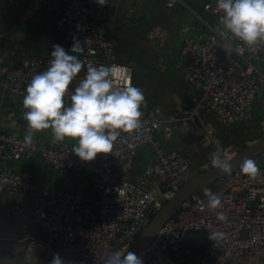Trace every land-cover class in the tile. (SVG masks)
<instances>
[{
  "label": "built area",
  "instance_id": "1",
  "mask_svg": "<svg viewBox=\"0 0 264 264\" xmlns=\"http://www.w3.org/2000/svg\"><path fill=\"white\" fill-rule=\"evenodd\" d=\"M175 1L165 3L170 6ZM205 8L218 19L224 15L217 0L205 4ZM58 12L54 26L67 42L66 49L71 52L73 42L79 40L80 46L72 54L84 61L66 92V106L89 65L108 68L116 87H126L129 82L133 86L134 65L113 56L115 44L105 17L107 5L100 6L96 0H60ZM195 14L202 29L192 33L189 26L182 28L180 46L183 78L195 92L180 100L176 113L167 114L159 105L144 104L140 108V126L131 132L118 130L120 134L112 150L97 154L92 161L76 156L72 152L75 145L66 140L42 142L34 136L33 143L26 145L24 137L0 131L2 160L40 154L44 162L61 171L83 169L91 173L93 200L82 198L69 188L41 185L27 169L0 168V192L38 193L32 221L43 228L46 236H23L25 245L20 257L24 262L37 264L42 256L50 264L53 254L59 253L65 264H104L111 250L122 253L134 240L144 218L160 208L163 199L177 189L179 179L208 165L204 162L199 169L195 167L191 150L162 148L156 133L161 131L169 136L172 122L186 125L198 117L199 108L210 110L222 123L240 122L249 116L253 101L264 88V41L249 48L232 37L227 42L234 50L226 52L213 31L216 26L212 20L202 12ZM167 35L163 24L154 23L145 36L152 43H162ZM50 53L26 54L13 64L7 60V51L1 50L3 86L15 93L22 92L35 75L50 66ZM260 124L264 129V116ZM207 134L211 136L210 126ZM144 143L153 146V157L144 167L145 178L132 181L127 175L138 145ZM235 150L236 146L227 144L218 146L216 152L227 157ZM239 165L230 174H224L220 183L209 184L180 203L154 238L137 252L142 254L144 264H264V162H257L261 174L255 178L243 174ZM206 191L221 195L220 208L208 207ZM217 212L226 213L228 222L218 221ZM191 230L205 233L204 252L197 262L176 261L173 254L188 251L186 235ZM214 231H223L226 239L215 244L208 238Z\"/></svg>",
  "mask_w": 264,
  "mask_h": 264
},
{
  "label": "crops",
  "instance_id": "2",
  "mask_svg": "<svg viewBox=\"0 0 264 264\" xmlns=\"http://www.w3.org/2000/svg\"><path fill=\"white\" fill-rule=\"evenodd\" d=\"M153 1L109 0L107 14L113 16V27L109 28V34L112 41L115 39L114 44L118 42L115 35L117 31L126 30L129 33H132V31L136 33L139 25L145 22L144 15L139 13V9L149 7ZM177 1L179 3H176ZM212 1L176 0L173 5L168 6L165 0L162 3L163 5L160 3L161 0H157L155 4L157 5L156 18L159 23V19H164L165 16L167 27V24H171L178 18V14L179 16L183 15V6H187L196 16L195 12H202L205 9V4ZM59 2L60 0H0V51H7V60L14 64L26 54L43 55L53 51V44H60L63 41L61 33L54 26L55 19L59 14ZM19 7L20 9H18ZM196 7L199 9H196ZM158 16L161 18H158ZM155 21L149 23L147 28L157 23ZM212 23H214L213 20ZM186 25L189 26L192 33L202 29V24L191 21V17L187 18L184 26ZM146 30L144 28L142 34ZM152 54L155 56V53ZM179 56L181 57L180 49ZM183 67L184 61L181 64V72L179 73L174 66L172 67V65L168 64L164 57L155 56L152 66L147 65L144 67L150 74H154V81L152 79V84L147 87L149 92L147 97H145L144 104H155L148 98H158L160 102L156 105H159L163 112L167 114L176 113L180 100L188 98L195 92V89L189 86L183 78ZM160 77L162 78L159 79ZM159 87L164 91L160 92ZM25 95L26 87L22 92H12L3 86L0 75V131L25 137L28 128L27 121L23 118V113L27 111L23 107ZM257 99L264 104V88L258 93L255 100ZM211 113L208 109L199 108L197 109L198 117L195 116V119H190L186 125H181L177 121L172 122L169 136H166L161 131L157 132L156 134L162 148L191 150V154L200 159V163L197 165L199 169L200 164L204 162L208 164L211 154L217 151L218 148L215 143L222 147L227 144L236 146L235 143L238 142L241 146L246 141L260 136L261 131L264 130L262 126L259 128H252L251 126L247 128L244 125L236 126L235 123H228L222 127L219 123L217 127L214 125L217 119L213 113L214 118L212 119ZM202 124L208 125L204 126ZM208 126H210V135L213 140L207 134ZM246 129L249 132L244 134L243 132ZM34 136H37L42 142H49L54 139L51 128L36 132ZM65 140L74 145L78 144V139L65 138ZM153 153L154 149L151 144L138 145L133 166L127 175L129 179L138 181L141 178H145L143 170L152 160ZM2 167L15 170L27 169L37 177L41 185L69 188L80 197L93 200L94 193L91 187V173L89 171H85L86 173H80L76 170L61 171L44 162L40 154H31L21 158H7L6 160L0 158V168ZM204 168L206 167L202 169ZM37 197L38 193L35 190H23L17 193L0 192V245L5 251L21 256L25 245L24 239H22L24 235L33 234L38 238H45L46 234L43 228L32 221Z\"/></svg>",
  "mask_w": 264,
  "mask_h": 264
},
{
  "label": "clouds",
  "instance_id": "3",
  "mask_svg": "<svg viewBox=\"0 0 264 264\" xmlns=\"http://www.w3.org/2000/svg\"><path fill=\"white\" fill-rule=\"evenodd\" d=\"M108 2L96 0L100 6ZM217 7L224 15L213 31L220 37L221 47L226 52L234 50L233 45L227 42L232 37L249 48L264 41V0H217ZM79 46V40H75L71 53ZM52 47L50 66L35 75L26 87L23 107L27 111L23 113V118L28 128L24 143L31 145L36 132L51 128L55 141L78 139L72 152L83 161H92L97 154H107L112 150L120 134L118 130L131 132L140 126L144 92L130 82L126 87H116L108 68L89 65L85 78L75 87L70 104L66 106V92L84 67V61L77 55L69 54L59 44H53ZM211 163L219 171L231 173V162L220 152L211 154ZM239 167L243 174L252 178L261 174L252 158L246 157ZM205 195L209 208L218 209L222 206L220 194L206 191ZM217 220L227 223V214L217 212ZM208 238L218 244L226 239V233L214 231ZM50 264H65V260L59 253H54ZM104 264H144V260L142 254L133 251L122 254L111 250L106 254Z\"/></svg>",
  "mask_w": 264,
  "mask_h": 264
},
{
  "label": "rangeland",
  "instance_id": "4",
  "mask_svg": "<svg viewBox=\"0 0 264 264\" xmlns=\"http://www.w3.org/2000/svg\"><path fill=\"white\" fill-rule=\"evenodd\" d=\"M131 1H134V0H131ZM163 1L164 0H161L160 3L162 4ZM156 3H157V0H154L149 7L148 6L145 8L142 7L141 9H139V13L144 15L145 22L139 25V28L136 30V33H134L135 31H132V33H129L126 30L116 32L115 35L117 36L118 42L115 44L114 50H113L114 57H116L119 60L129 61L130 63L134 65L133 70H134V79H135L134 82L135 83H133V86L142 89L145 97H147V94L149 92L147 87H149L154 81V74L153 75L150 74V72L146 71L144 67H146L147 65L152 66L154 57L159 56V57H164L166 61H168V64L172 65V67L174 66L175 69L179 71L180 73L181 64L183 63L182 58L179 56V49L182 44V34H183L182 28L185 27L184 24L187 22V18L189 17H191V21H195L197 24L198 22H200L187 6H183L184 7L183 15L179 16L178 14V18L173 17L176 19L171 24H167L168 25L167 27L165 24L167 23L165 20L166 19L165 16H164V19L163 18L159 19V23L164 24L165 27L167 28L168 35L162 44L155 43V42L152 43L149 41V39L146 38V36H144V34L146 35V32L142 34V30L144 28L146 30L147 25H149V23H153L155 19H156L155 22L158 23L157 18H156L157 16L155 14V11L157 8V5H155ZM176 3H179V1H177ZM191 4L194 6L193 3ZM18 9H20V7ZM196 9H199V8L196 7ZM8 15H10V13H8ZM158 18H161V17L158 16ZM219 20L220 18L218 19V21ZM218 21L214 22L216 26H217ZM180 29H182V33ZM152 53H155V56ZM161 78L162 77H160L159 79ZM159 90L160 92L164 91L161 87H159ZM150 93H152V91H150ZM148 99L152 103H155V104H158L160 102L158 98H148ZM262 113L264 115V104L259 99H257V100H254L252 103V107L250 110L251 116L249 115L250 116L249 118L245 119V121H242V122L237 121V122H233L229 124L235 123L236 126L244 125L247 128H249L250 126L252 128H255V127L259 128L262 126L261 124H259V121L263 117ZM210 116L212 119L214 118L212 113ZM219 123L221 127L224 126L225 124H228V123H222V122L216 121V124L214 123V125L218 127ZM248 132H249L248 129H246V131L244 130L243 133L246 134ZM235 145H236V149L240 147V144L238 142L235 143ZM191 156L194 162V166L197 167L198 163H200V159L193 154H191ZM258 160L260 164H263L264 162L263 152L258 153ZM77 171L82 173V172H85L86 170L81 169ZM151 215L152 213L149 214V216ZM37 264H48V260L40 256Z\"/></svg>",
  "mask_w": 264,
  "mask_h": 264
},
{
  "label": "water",
  "instance_id": "5",
  "mask_svg": "<svg viewBox=\"0 0 264 264\" xmlns=\"http://www.w3.org/2000/svg\"><path fill=\"white\" fill-rule=\"evenodd\" d=\"M207 17L217 22V16L209 9L205 8L202 11ZM105 17L109 22V28L113 27V16L106 14ZM115 43V39H113ZM67 42L63 40L59 45L66 49ZM67 50V49H66ZM69 51V50H68ZM69 54H72L69 51ZM213 140L212 136L209 137ZM218 148V145L215 143ZM264 152V134L246 141L240 147H238L230 156L226 158L231 162L232 169L242 163L247 158L258 160V153ZM226 174L218 169L214 168L211 163V157L208 159V166L202 170L193 172L190 176H184L179 179V186L177 189L167 198L163 199V203L153 212L151 216L144 218L142 226L138 227L134 233V240L127 247L122 254H126L127 251H133L137 253L140 249L145 247L157 234L158 229L163 224L165 219L172 214L174 210L180 205V203L191 193L202 190L205 186L212 183H220L221 177ZM44 239V238H42ZM1 240V238H0ZM0 264H28L24 262L19 255L12 254L1 248L0 245Z\"/></svg>",
  "mask_w": 264,
  "mask_h": 264
},
{
  "label": "trees",
  "instance_id": "6",
  "mask_svg": "<svg viewBox=\"0 0 264 264\" xmlns=\"http://www.w3.org/2000/svg\"><path fill=\"white\" fill-rule=\"evenodd\" d=\"M134 81L133 83H135ZM261 132L262 133L260 135L264 134V130ZM206 245L207 237L205 233L201 230H191L186 235V247L188 251L182 254H173V257L176 261H185L191 259L197 262L204 252Z\"/></svg>",
  "mask_w": 264,
  "mask_h": 264
}]
</instances>
